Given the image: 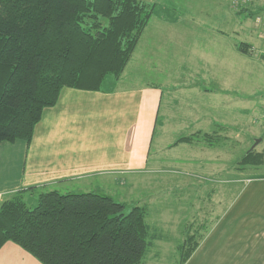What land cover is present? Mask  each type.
Masks as SVG:
<instances>
[{"label": "rangeland", "instance_id": "374dc122", "mask_svg": "<svg viewBox=\"0 0 264 264\" xmlns=\"http://www.w3.org/2000/svg\"><path fill=\"white\" fill-rule=\"evenodd\" d=\"M143 1L153 6L152 18L120 78H110L105 87L115 89L144 81L164 87L155 140H160V147L155 145L152 152L158 162L154 167L149 164L146 171L88 179L71 191L110 196L125 203L126 211L144 207L152 232L156 227L167 238L149 251L142 264H180V246L189 235L197 237L205 231L212 219L206 190H213V198H219V190L226 187L195 175L211 174V178L225 180L236 170L246 175L264 174V163L240 164L258 139L253 148L264 152V24L255 17L261 10L251 15L250 9L263 5L251 1L248 10H243L236 0ZM164 19L168 24L162 23ZM177 20L179 28H197L192 48L181 45L187 39L184 34L173 41V33H180ZM203 28L221 34L200 36ZM159 32L162 38L166 36L157 49L154 36ZM167 34L173 36L169 41ZM242 43L252 52L241 51ZM258 101L250 112L243 109ZM204 133L211 137L207 140ZM185 136H192V143L174 144ZM37 198H31L29 204L35 205Z\"/></svg>", "mask_w": 264, "mask_h": 264}, {"label": "trees", "instance_id": "16d2710c", "mask_svg": "<svg viewBox=\"0 0 264 264\" xmlns=\"http://www.w3.org/2000/svg\"><path fill=\"white\" fill-rule=\"evenodd\" d=\"M152 15L143 0H0V144L29 145L64 87L112 91L105 83L120 78ZM239 49L252 52L245 43ZM263 163L255 148L240 160ZM35 190L23 188L0 205V249L13 241L43 264H142L154 244L142 206L126 211L110 196L58 190L37 193L31 205L24 192ZM198 244L188 236L181 262Z\"/></svg>", "mask_w": 264, "mask_h": 264}, {"label": "crops", "instance_id": "0c3cea01", "mask_svg": "<svg viewBox=\"0 0 264 264\" xmlns=\"http://www.w3.org/2000/svg\"><path fill=\"white\" fill-rule=\"evenodd\" d=\"M250 9L256 12L258 7ZM162 23L168 24L166 19ZM178 25L177 20L175 26L180 33L170 37L177 42V37L184 34L187 39L181 45L192 48L197 28ZM217 33L221 31L203 28L200 36ZM161 34L154 36L157 49L164 45L166 35L162 38ZM230 96L233 99V94ZM163 97L164 87L148 81L112 91L64 87L57 103L45 108L29 145L22 139L0 144V205L29 186H36L35 195L24 192L31 202L42 191L74 192L73 186L88 179L146 171L151 163L154 167L158 161L152 158V152L155 145L160 147V140H155ZM254 103L243 109L250 112L259 101ZM195 176L226 187L219 190V198H213V190H206L212 219L197 236L196 249L180 264H264V174L246 175L236 170L225 180L211 178V174ZM194 186L190 184V188ZM155 229L151 249L167 238ZM0 264L43 263L19 244L7 241L0 249Z\"/></svg>", "mask_w": 264, "mask_h": 264}, {"label": "built area", "instance_id": "2783aa9c", "mask_svg": "<svg viewBox=\"0 0 264 264\" xmlns=\"http://www.w3.org/2000/svg\"><path fill=\"white\" fill-rule=\"evenodd\" d=\"M251 1H255V0H236V3L235 4H241V6H244L246 7L247 3L248 2H251ZM263 6H262V10L258 13L259 16L257 17V14L255 15L256 18H258V22L259 23H263L264 24V0H258ZM261 6V5H260ZM263 55H264V51L262 52Z\"/></svg>", "mask_w": 264, "mask_h": 264}, {"label": "water", "instance_id": "95a60500", "mask_svg": "<svg viewBox=\"0 0 264 264\" xmlns=\"http://www.w3.org/2000/svg\"><path fill=\"white\" fill-rule=\"evenodd\" d=\"M258 142H259V139L256 141V143L254 144V146H256Z\"/></svg>", "mask_w": 264, "mask_h": 264}]
</instances>
